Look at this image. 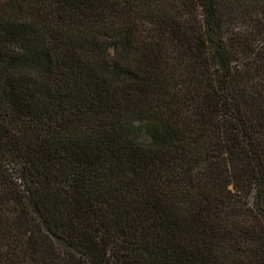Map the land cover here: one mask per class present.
Returning <instances> with one entry per match:
<instances>
[{"label":"trees","instance_id":"trees-1","mask_svg":"<svg viewBox=\"0 0 264 264\" xmlns=\"http://www.w3.org/2000/svg\"><path fill=\"white\" fill-rule=\"evenodd\" d=\"M0 264H264V0H0Z\"/></svg>","mask_w":264,"mask_h":264}]
</instances>
